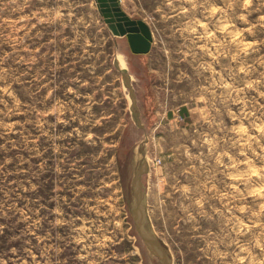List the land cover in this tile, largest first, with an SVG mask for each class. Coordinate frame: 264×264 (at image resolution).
I'll return each instance as SVG.
<instances>
[{
    "label": "rangeland",
    "instance_id": "1",
    "mask_svg": "<svg viewBox=\"0 0 264 264\" xmlns=\"http://www.w3.org/2000/svg\"><path fill=\"white\" fill-rule=\"evenodd\" d=\"M0 0V264H264V0ZM121 67L130 73L133 106Z\"/></svg>",
    "mask_w": 264,
    "mask_h": 264
},
{
    "label": "water",
    "instance_id": "2",
    "mask_svg": "<svg viewBox=\"0 0 264 264\" xmlns=\"http://www.w3.org/2000/svg\"><path fill=\"white\" fill-rule=\"evenodd\" d=\"M97 5L111 32L114 35H125L133 52L149 51L153 36L151 28L145 20L142 18H134L127 14V12L121 7L119 0H97ZM115 65L120 70L124 83L129 88L133 106L138 112L130 73L126 68L119 65L118 60H115ZM146 167L147 161L144 157V159L138 164L131 180L132 196L130 199V212L134 219L135 228L144 239L150 251L158 257L161 264H172L169 250L149 226L146 219L144 199L140 190V177L142 173L147 170Z\"/></svg>",
    "mask_w": 264,
    "mask_h": 264
},
{
    "label": "bare ground",
    "instance_id": "3",
    "mask_svg": "<svg viewBox=\"0 0 264 264\" xmlns=\"http://www.w3.org/2000/svg\"><path fill=\"white\" fill-rule=\"evenodd\" d=\"M144 157H145V155L143 154V158L140 159V162L144 159ZM140 162H139V163H140Z\"/></svg>",
    "mask_w": 264,
    "mask_h": 264
},
{
    "label": "flooded vegetation",
    "instance_id": "4",
    "mask_svg": "<svg viewBox=\"0 0 264 264\" xmlns=\"http://www.w3.org/2000/svg\"><path fill=\"white\" fill-rule=\"evenodd\" d=\"M144 172H146V171H144ZM144 172H143V173H144ZM159 262H160V261H159ZM160 264H161V263H160Z\"/></svg>",
    "mask_w": 264,
    "mask_h": 264
}]
</instances>
